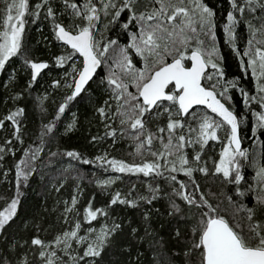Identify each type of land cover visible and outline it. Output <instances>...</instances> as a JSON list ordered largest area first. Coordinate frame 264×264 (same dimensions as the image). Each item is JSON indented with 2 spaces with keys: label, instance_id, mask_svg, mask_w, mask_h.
Masks as SVG:
<instances>
[{
  "label": "snow or ice",
  "instance_id": "snow-or-ice-1",
  "mask_svg": "<svg viewBox=\"0 0 264 264\" xmlns=\"http://www.w3.org/2000/svg\"><path fill=\"white\" fill-rule=\"evenodd\" d=\"M2 4L0 70L19 58L20 67L27 74L25 85L7 99L16 101L25 95V90L31 95L32 86L50 65L70 67L62 73V78L59 73L57 78H51L50 86L56 89L63 86L68 91L51 120L41 123L36 137L38 143L23 148V155L15 163L16 194L0 206V242L4 244L0 248V264H115L106 261V255L131 245L120 239L125 221L119 215H112L110 206L119 203L135 208L142 201L152 203L162 193L168 197V214L180 215L189 222L190 234L181 237L179 228L175 233L184 240L185 264H264V162L251 160L256 169L255 184L249 185L248 191L255 203L249 206L228 196L229 203L235 205L231 215L211 202L195 176L196 172L205 175L211 172L220 174L221 180L228 183L239 184L244 180L243 160L249 158V149L242 147L240 126L247 117L230 103L233 97L229 89L239 87L243 104L255 119L251 131L264 129V0L244 3L231 0L223 31L231 48L240 55L239 67L243 69L231 79H225L224 57L217 46L216 12L205 0H148L147 3L141 0H35L33 4L29 0H2ZM246 11L259 12L262 23L256 27L249 19L250 35L241 52L236 42L240 23L237 14L243 15ZM124 12L127 16L122 21ZM102 17L103 31L115 24L122 29L136 27L138 30H130L128 43L121 45L117 39L106 38L97 27ZM41 19L50 21L51 34L61 45L60 52L51 61L31 56L25 49L26 25L39 23ZM257 35L260 40H256ZM129 47L139 55L142 66L133 62ZM110 49L113 56L109 64ZM102 64L108 70L100 83L108 95L96 112L104 123L105 135L113 143L117 133L121 138L127 137L134 145L133 155L139 162L118 159L107 151L95 156L92 162L98 161L101 166L108 165L120 173L164 177L170 192H164L159 183L148 184L146 195L131 196V190L125 194L117 189L110 193L107 204L96 207L89 199L81 210L78 197L83 190L77 185L70 199L63 202L62 219L67 226L62 230L49 238L43 234L48 229L37 222L33 224L35 232L26 237L8 236L7 230L19 213L22 185H27L29 176L36 171V162L55 134L62 114L78 95L89 91L86 86L95 79ZM249 69L256 81L255 93L242 86V76ZM18 75L19 69L13 67L9 82L15 81ZM48 96L45 92L39 97L42 111H46L43 101ZM25 111L24 106L14 103L0 118V128H6L9 123L12 126L11 135L0 144V159L9 150V143L14 140L24 143L21 118ZM75 125L73 113L65 131ZM221 130L224 138L219 134ZM91 139L96 141L98 137ZM210 140L222 143L219 158L213 161L211 169L202 158ZM11 151L14 153L15 149ZM58 154L85 159L74 148L48 152L49 157ZM9 171L5 169V176ZM177 173L185 174L187 179H178ZM115 179L109 177L95 182L107 190ZM135 188L133 184L132 189ZM235 191L245 195L240 187ZM149 217L150 212L143 211V218ZM84 222H88L87 226ZM127 226L130 234L143 239L130 221ZM194 254H198L195 262L191 259Z\"/></svg>",
  "mask_w": 264,
  "mask_h": 264
},
{
  "label": "trees",
  "instance_id": "trees-1",
  "mask_svg": "<svg viewBox=\"0 0 264 264\" xmlns=\"http://www.w3.org/2000/svg\"><path fill=\"white\" fill-rule=\"evenodd\" d=\"M30 4L35 3V0H29ZM99 2V0H97ZM148 0H141V3H147ZM187 2V0H185ZM209 6L213 7L216 12V33L217 46L224 57L222 61L226 69L227 75L225 79H231L232 76H239L243 69L239 67L240 55L231 48L226 36L224 35L223 25L227 22V11L230 10L231 0H205ZM239 3H244L245 0H238ZM3 7L0 0V8ZM239 16L240 23L237 24V46L243 51L247 46L249 39L248 21L256 27L261 25V20L258 18L261 14H245ZM127 16V12L122 13L121 20ZM43 23V27H41ZM104 20L102 17L101 23L97 26L102 30V34L106 38H114L121 45L127 44L130 36V30L136 31L138 28L122 29L119 24L109 26L107 31H103ZM50 21L41 19L39 23L29 22L26 25L24 44L25 49L31 56L41 59H49L58 54L61 50L59 42L54 40L52 36ZM100 33L98 32V36ZM46 38V39H45ZM260 35L256 36V40H260ZM255 47V45H253ZM111 53V49L108 54ZM129 54L133 62L139 65V55L134 49L129 47ZM22 61L17 58L9 64L4 70H0V118L6 113L7 109L12 107L14 103H19L25 107L26 111L22 119V128L24 133V143L13 141L7 145L9 149L3 153V159H0V206L15 195V163L23 155V148L30 147L32 143H38L36 137L39 134L41 123H47L55 114L61 98L67 93V89L61 86L56 89L50 86L51 78H57L58 73L62 78V73L69 69V65L63 68L55 65H50V68L44 71L43 75L38 78V82L32 86L31 95L25 90V95L18 98L16 101L7 99L14 91L21 90L27 80V74L20 67ZM13 67L19 69V75L13 82H9V73ZM104 64L98 70L87 89L89 91L82 92L80 96L70 102V106L62 114L61 119L57 122L55 134L51 137L50 143L45 147L44 152L36 162V171L29 176L27 185H22L21 204L19 206L18 216L12 222L7 230L8 236H27L35 232L33 224L39 222L48 231L43 233L49 238L55 232L62 230L67 225L62 219V209L64 200L70 199L71 195L76 191L77 185L83 190V194L78 197V208L81 210L87 204L89 199H92L94 206L101 207L108 203L110 193L115 190L127 194L131 190V196L137 194H148V184L155 185L159 183L164 192H170L168 182L164 177H155L145 175L143 173H120L116 169H112L108 165L101 166L97 161L93 163L95 156L107 151L110 155L116 156L118 159H126L132 161L138 157H134V145L127 137L121 138L117 133L115 143L111 137L105 135L104 123L101 117L96 112L107 98V92L104 84L100 83V78L106 75ZM245 89L255 93V78L251 76V69L248 74L242 76ZM106 83V81H105ZM49 93V96L43 101V109L41 110V102L39 97L44 93ZM233 100L230 102L241 111V115L247 117L240 126V135L242 137V147L249 149V158L243 160L244 180L239 184L235 182H224L220 178V174L207 175L196 172L195 176L201 185V189L210 198L214 205H219L220 209L231 215L235 205L230 204L227 197L232 196L234 201L245 203L251 206L255 203L254 196L248 191L249 185H254L255 167L251 160L255 158L258 161L264 162V129H258L256 133L251 131V127L255 124V119L252 117L248 107L243 104L239 87L229 89ZM256 102H253L255 106ZM73 113L76 116V125L69 131H65L68 123L72 121ZM164 120L163 117L160 118ZM155 124L152 125L154 128ZM12 126L7 124L6 128H0V144L4 143L8 136L11 135ZM219 134L223 138L224 130ZM92 136H97L98 139L93 141ZM48 139L47 137L45 138ZM158 147V145H157ZM222 147L221 141H209V145L205 146V153H202V158L207 161L209 168H212L213 161L219 158V149ZM60 149H76L81 152L85 159L69 158L66 155L58 154L55 157H49V151H57ZM15 149L13 153L11 150ZM191 150V146L189 147ZM150 158V157H149ZM49 160L52 162L49 163ZM87 160V162H86ZM71 166V167H70ZM5 169H10L5 176ZM178 179H187L183 173H177ZM115 177L113 185L107 190L96 184L97 179H105ZM63 181V183H61ZM135 184L136 188L132 189ZM59 187V191H57ZM191 187V186H189ZM236 187L245 190V195L241 196L235 191ZM93 194L95 196L93 197ZM215 194V195H213ZM131 198V197H130ZM149 211L150 217L145 220L143 211ZM112 215H119L125 221L124 232L121 233L120 239L131 245L125 249L121 246L106 255L105 260L115 264H185L184 255V240L176 236V229L179 228L181 237H186L189 233V222L186 218L180 215H169L168 197L163 193L157 197L152 203L141 202L139 207L125 206L116 204L110 206ZM82 215V211H81ZM103 222L102 217L97 218ZM27 222V225L24 222ZM131 222V226L137 228L139 237L130 234L127 223ZM87 226L88 222H84ZM98 227L99 224H96ZM4 244L0 242V248ZM137 253L140 255L138 256ZM155 253V255H154ZM191 259L195 262L198 259V254H194Z\"/></svg>",
  "mask_w": 264,
  "mask_h": 264
},
{
  "label": "rangeland",
  "instance_id": "rangeland-1",
  "mask_svg": "<svg viewBox=\"0 0 264 264\" xmlns=\"http://www.w3.org/2000/svg\"><path fill=\"white\" fill-rule=\"evenodd\" d=\"M107 56H108V60H109V64L112 62V60H111V58H112V56H113V51L111 50V53L110 54H107ZM104 66H105V68H106V72H107V70H108V66L107 65H105L104 64ZM139 66H142V60H141V58L139 57V65H138V67ZM223 131V130H222ZM224 138V137H223Z\"/></svg>",
  "mask_w": 264,
  "mask_h": 264
},
{
  "label": "water",
  "instance_id": "water-1",
  "mask_svg": "<svg viewBox=\"0 0 264 264\" xmlns=\"http://www.w3.org/2000/svg\"><path fill=\"white\" fill-rule=\"evenodd\" d=\"M100 68H101V65L98 67L97 72H98V70H99ZM95 75H96V74H95ZM90 82H91V81H90ZM90 82H89V83H90ZM88 85H89V84H88ZM88 85H87V86H88ZM87 86H86V87H87ZM81 94H82V93H81ZM81 94H80V95H81ZM80 95H78V96H80ZM201 107L203 108L204 106H201ZM208 111L210 112L211 110H208Z\"/></svg>",
  "mask_w": 264,
  "mask_h": 264
}]
</instances>
